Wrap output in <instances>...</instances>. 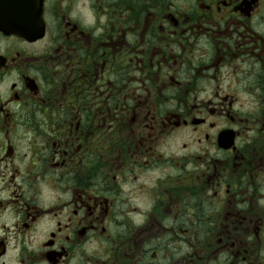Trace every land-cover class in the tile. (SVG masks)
Listing matches in <instances>:
<instances>
[{
    "label": "flooded vegetation",
    "instance_id": "af4514ba",
    "mask_svg": "<svg viewBox=\"0 0 264 264\" xmlns=\"http://www.w3.org/2000/svg\"><path fill=\"white\" fill-rule=\"evenodd\" d=\"M1 7L0 264H264V0Z\"/></svg>",
    "mask_w": 264,
    "mask_h": 264
},
{
    "label": "water",
    "instance_id": "95a60500",
    "mask_svg": "<svg viewBox=\"0 0 264 264\" xmlns=\"http://www.w3.org/2000/svg\"><path fill=\"white\" fill-rule=\"evenodd\" d=\"M2 4V0H0V13H4V8L1 7ZM8 13V11H7ZM13 13V12H12ZM15 19L18 20L15 21ZM12 22L10 23L9 21L7 22V31L8 32H12V33H19V32H24V33H29L30 31V27L28 25H25V23L23 22V20H25V18L22 17V21L18 18V17H13L12 18ZM20 21L23 23V25H20ZM40 27H38L39 29Z\"/></svg>",
    "mask_w": 264,
    "mask_h": 264
}]
</instances>
